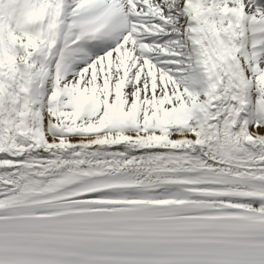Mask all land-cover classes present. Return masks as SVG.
<instances>
[{
	"label": "snow or ice",
	"instance_id": "snow-or-ice-1",
	"mask_svg": "<svg viewBox=\"0 0 264 264\" xmlns=\"http://www.w3.org/2000/svg\"><path fill=\"white\" fill-rule=\"evenodd\" d=\"M0 264H264V0H0Z\"/></svg>",
	"mask_w": 264,
	"mask_h": 264
}]
</instances>
